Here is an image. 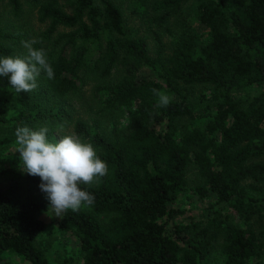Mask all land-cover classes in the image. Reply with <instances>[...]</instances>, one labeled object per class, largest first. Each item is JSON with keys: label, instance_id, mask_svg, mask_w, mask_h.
I'll list each match as a JSON object with an SVG mask.
<instances>
[{"label": "trees", "instance_id": "1", "mask_svg": "<svg viewBox=\"0 0 264 264\" xmlns=\"http://www.w3.org/2000/svg\"><path fill=\"white\" fill-rule=\"evenodd\" d=\"M23 1L8 0L14 15L33 11L44 29L29 35L27 22L14 34L0 29L11 41L0 55L35 40L54 78L42 73L29 97L2 96L0 109L21 108L1 117L0 128L68 132L106 163L105 176L78 185L94 204L64 211L57 223L76 238L82 264H204L217 247L222 264H264V89L235 96L264 87V0ZM124 4L138 23L129 24ZM90 83L96 111L73 120L67 103L85 109ZM152 89L170 103L157 107ZM12 142L2 138L0 147ZM190 171L193 192L221 205L204 222L175 221L186 213L173 206L189 189ZM1 173L22 177L13 168ZM24 179L0 189V264H13L8 253L51 264L36 245L48 228L36 190L42 181Z\"/></svg>", "mask_w": 264, "mask_h": 264}, {"label": "clouds", "instance_id": "2", "mask_svg": "<svg viewBox=\"0 0 264 264\" xmlns=\"http://www.w3.org/2000/svg\"><path fill=\"white\" fill-rule=\"evenodd\" d=\"M27 50L24 56L0 57V77H8L16 93L32 92L38 87L37 78L43 73L48 80L54 78V70L46 59L44 49H36L35 40L22 41ZM158 97L157 107H166L170 97L152 89ZM48 127L31 130L29 127L15 129L17 152L22 170L41 178L40 189L47 194L50 209L55 216L82 206L91 207L95 197L78 185H92L94 178L107 174L106 163L97 156L91 143H84L74 135H65L56 142L47 139ZM98 183V181H96Z\"/></svg>", "mask_w": 264, "mask_h": 264}, {"label": "rangeland", "instance_id": "3", "mask_svg": "<svg viewBox=\"0 0 264 264\" xmlns=\"http://www.w3.org/2000/svg\"><path fill=\"white\" fill-rule=\"evenodd\" d=\"M24 2L23 0H21ZM8 0H0V29L2 30V33L5 34H14L16 32H19L21 28L19 27V24L23 22L28 23L29 30L26 31L29 35H33L40 30L44 29L43 25H40L35 17V13L33 11H28L29 7L24 5V9L26 12L22 14L19 18H17L14 15L13 9H11V6ZM133 6L124 4L122 5V9L124 12V16L130 25L134 23H138L139 21L135 18L134 14L132 13ZM188 6L183 7V12L186 14V9ZM190 24L194 28L195 33H197L199 36H201L202 41L207 40V33L204 31L197 23V20L195 19L194 15L190 18ZM23 31V30H22ZM10 40L2 39L0 38V48H5L7 45H10ZM12 48H14L13 53L9 55H0V57H16V56H24L26 55L27 51L25 52L22 46L18 45H12ZM264 89V87H257V86H250L247 88H244L242 90H239L236 92V97H246V96H253L257 94L259 91ZM93 90V85L90 83L88 86H85L83 88V91L81 93V100L85 103V109L78 110V105L75 102H69L68 107L70 108V113L72 115L73 120L77 118H88L86 110L88 107H92L96 111V105L97 100L95 102H91L92 104H89L91 99V94ZM13 94L15 96L20 97H29L32 95V92H24L21 91L20 93H16L12 86L9 83L8 77H0V104L2 103L1 97L6 94ZM89 100V101H88ZM21 107L19 105H13L5 107L3 110L0 109V118L6 117L9 118L10 116L15 115L18 112V109ZM75 108V109H73ZM81 114V115H80ZM128 121V115L125 114L124 118L120 120L119 126H125ZM113 125L112 123L108 124L107 126ZM17 128V127H16ZM15 128V129H16ZM41 127L37 129H31V130H39ZM15 129L10 128L8 125H3V127L0 128V140L2 138H11L13 140L12 143L8 145H4L0 147V189L7 188L12 185H20L25 186V179L26 172L22 170L23 164L22 161H20L19 153L17 152L18 145L16 143V136H15ZM70 135L68 132L59 131L53 132L49 131L47 134V139L50 142H56L61 138L62 136ZM13 168L16 169L19 173H21V178H13L9 175L1 173L3 170ZM188 180V191L181 194L176 204L173 206V208H176L178 210L185 211V215L182 217H178L175 221H184V222H204L207 220V218L213 216V211L217 210L221 207L214 204V197L211 199H200L198 195H196L192 187L194 186V172L190 171L187 175ZM37 193L40 197H42L47 204L48 210L41 216L45 224L48 226L47 230L44 232V234L38 239L36 245L38 248H40L43 252L46 258L49 260L51 264H82V258L80 257L79 251H78V243L74 236L72 235H63L58 229L57 223L61 219V217L55 216L54 212L50 209V201L47 199V194L44 193L41 189H36ZM5 259L7 261L12 262L13 264H26L20 257L14 255V254H5ZM223 257L219 253V248L217 247L211 255L207 258L206 262L204 264H222L223 263Z\"/></svg>", "mask_w": 264, "mask_h": 264}]
</instances>
